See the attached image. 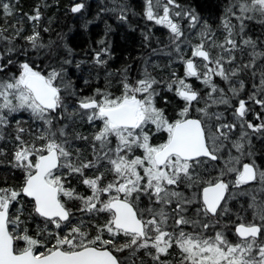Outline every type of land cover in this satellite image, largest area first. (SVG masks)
Here are the masks:
<instances>
[{"label":"snow or ice","instance_id":"snow-or-ice-1","mask_svg":"<svg viewBox=\"0 0 264 264\" xmlns=\"http://www.w3.org/2000/svg\"><path fill=\"white\" fill-rule=\"evenodd\" d=\"M55 3L0 0V264H264V0Z\"/></svg>","mask_w":264,"mask_h":264},{"label":"trees","instance_id":"trees-1","mask_svg":"<svg viewBox=\"0 0 264 264\" xmlns=\"http://www.w3.org/2000/svg\"><path fill=\"white\" fill-rule=\"evenodd\" d=\"M98 4H100L101 0H98ZM136 1V0H132ZM21 5L23 7V10L25 12L30 11L32 9V5L34 6L38 0H20ZM51 7L49 8V12H47V15H52L53 13H56V15L60 16L63 9L61 8L60 11H57L55 0H48ZM67 0H61V4L66 3ZM202 3L205 4V6L214 5L216 3V0H201ZM97 9V7H96ZM96 9L92 10L93 12L96 11ZM72 20L71 18H64L61 16L60 24L61 26H64L66 24H71ZM140 38V37H139ZM116 39L119 41L120 48L117 49V55L119 56L121 54L122 49L127 48L130 52H132L133 55H135V52L138 50L137 44L139 42V39L135 35V42L133 41V37L129 36L125 38L123 34H118Z\"/></svg>","mask_w":264,"mask_h":264},{"label":"bare ground","instance_id":"bare-ground-1","mask_svg":"<svg viewBox=\"0 0 264 264\" xmlns=\"http://www.w3.org/2000/svg\"><path fill=\"white\" fill-rule=\"evenodd\" d=\"M98 0H90V3H91V10H94V9H96V7H97V5H98ZM133 2V4L135 5V3L137 2V0L136 1H132ZM32 7H33V5H32ZM46 12H49V9H47L46 10ZM136 37L140 40V36H139V33L137 32L136 34Z\"/></svg>","mask_w":264,"mask_h":264},{"label":"rangeland","instance_id":"rangeland-1","mask_svg":"<svg viewBox=\"0 0 264 264\" xmlns=\"http://www.w3.org/2000/svg\"><path fill=\"white\" fill-rule=\"evenodd\" d=\"M104 2V0H102L100 3Z\"/></svg>","mask_w":264,"mask_h":264}]
</instances>
